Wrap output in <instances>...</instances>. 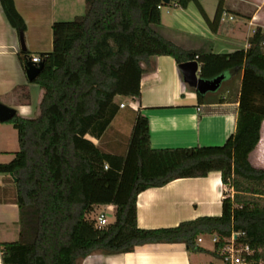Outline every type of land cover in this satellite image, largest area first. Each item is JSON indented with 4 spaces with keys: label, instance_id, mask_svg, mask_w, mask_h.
Segmentation results:
<instances>
[{
    "label": "trees",
    "instance_id": "trees-1",
    "mask_svg": "<svg viewBox=\"0 0 264 264\" xmlns=\"http://www.w3.org/2000/svg\"><path fill=\"white\" fill-rule=\"evenodd\" d=\"M85 12L52 24V51L39 54L43 68L32 82L42 95L33 118L17 114L8 122L17 132L18 151L0 164L12 175L19 211V237L0 244L2 264H81L92 254L131 253L147 244H184L206 252L200 236L219 238L212 257L232 232L252 251L251 264H264V170L249 163L264 122V32L256 28L247 47L229 54L186 51L153 29L161 23V0H84ZM197 0H175L185 9ZM18 34L25 23L13 0H0ZM171 57L177 65L197 60L200 77L228 80L229 97L196 93L199 104L236 102L234 134L221 146L153 149L148 120L136 113L123 155L103 152L86 139H101L120 108L115 97H140V80L153 57ZM25 70L31 56L18 55ZM197 58V59H196ZM240 79L238 91L234 84ZM221 82V83H222ZM106 167V168H105ZM218 172L224 187L219 217H200L174 228L140 229L137 196L179 179L205 178ZM115 207L114 221L102 228L89 215Z\"/></svg>",
    "mask_w": 264,
    "mask_h": 264
},
{
    "label": "crops",
    "instance_id": "crops-1",
    "mask_svg": "<svg viewBox=\"0 0 264 264\" xmlns=\"http://www.w3.org/2000/svg\"><path fill=\"white\" fill-rule=\"evenodd\" d=\"M197 1L211 22L219 8L221 16L225 13L233 20H220L218 25L209 26L194 3L185 9L172 5L161 9V23L153 27L154 31L183 50L212 54H229L246 48L247 40L256 28L264 32V0ZM13 3L25 23L23 41L25 51L31 57L52 51L51 27L54 22L69 21L85 12L84 0H13ZM20 52L19 34L8 23L0 4V103L14 109L22 118H33L42 92L38 85L28 82L18 58ZM141 67L144 72L140 80V97L127 98L132 101L129 113H122L126 107L122 100L126 98L115 97L114 102L125 107L120 108L121 113L113 119L101 139L86 136L94 145L104 146L109 150L107 153L123 155L137 112L148 120L153 149L221 146L234 134L236 102L199 104L195 91L183 83L178 65L171 57H153L148 65L141 64ZM239 86L240 79H237L236 92ZM3 127L0 164L9 163L19 149L17 132L8 123ZM249 163L264 170V122L259 143L249 155ZM14 184L11 175L0 174V244L15 242L19 237ZM228 191L231 195L232 191ZM224 193L218 172L209 173L205 178L179 179L161 188L147 189L137 196V227L174 228L181 222L200 217H219ZM99 208L115 214L113 206ZM200 247L203 248L202 244ZM203 249L205 254L211 255L212 250ZM194 256L195 253L188 252L184 244H147L126 254H92L81 264H207L194 262Z\"/></svg>",
    "mask_w": 264,
    "mask_h": 264
},
{
    "label": "water",
    "instance_id": "water-1",
    "mask_svg": "<svg viewBox=\"0 0 264 264\" xmlns=\"http://www.w3.org/2000/svg\"><path fill=\"white\" fill-rule=\"evenodd\" d=\"M175 0H161L164 6H168ZM19 40L21 44V50L25 51L23 36L19 34ZM43 68L42 63H32L31 61L26 63L25 75L28 82L32 83L40 74ZM178 70L181 74L183 83L196 93L205 95L207 93L216 92L223 80V76H220L212 81H205L200 77V68H198L197 61L185 62L178 65ZM16 111L0 103V123H8L14 116ZM12 177V175H11ZM16 182V180H14Z\"/></svg>",
    "mask_w": 264,
    "mask_h": 264
},
{
    "label": "built area",
    "instance_id": "built-area-1",
    "mask_svg": "<svg viewBox=\"0 0 264 264\" xmlns=\"http://www.w3.org/2000/svg\"><path fill=\"white\" fill-rule=\"evenodd\" d=\"M164 7H162V8H164ZM220 20L222 22H224L226 20L232 21L233 18L231 16H227V14L224 13V14H222ZM30 61L32 63H35V64L40 63V59L38 56H32L30 58ZM195 61H197V60H195ZM198 68H200L199 62H198ZM124 107L125 106L123 104L119 105V108H124ZM197 110H200V108H197ZM94 221H95L96 226L99 228H102V227L108 225L107 219H106L105 215H103V213H101ZM242 235L243 234L239 233V232H232L230 237L228 239L224 240V245L217 252V257H213L214 259H216L217 262L211 263V264H251L249 257L252 256L253 251L248 246L240 244L238 242V239ZM205 238L210 239V241L213 245L212 251H214L216 244L219 242V238L215 235L200 236L196 241L197 246H200L203 243Z\"/></svg>",
    "mask_w": 264,
    "mask_h": 264
},
{
    "label": "rangeland",
    "instance_id": "rangeland-1",
    "mask_svg": "<svg viewBox=\"0 0 264 264\" xmlns=\"http://www.w3.org/2000/svg\"><path fill=\"white\" fill-rule=\"evenodd\" d=\"M169 7L172 6V3L170 5H168ZM164 13V10L162 11ZM71 21V20H69ZM229 86V82L228 80L226 81H223L221 84H220V87L219 89L216 91V92H213V93H207V94H210L209 96H213L215 98H227L229 97V95L227 94L226 90H227V87ZM126 107H125V110H123L122 113H129L131 111V108H132V101L129 100V99H123L122 100ZM118 113H121V112H118ZM5 123H0V137H2V134L3 132L5 131V127L4 126ZM103 152H107L109 150H106L104 146H100L99 147ZM260 149V146L258 147ZM257 148V150H259ZM117 153V152H116ZM229 189L227 187H225V195H229ZM101 213H103V215H105L106 219H107V223L108 224H111L113 221H114V216H113V213L111 211H107V212H104L103 209H95L93 213H91L89 215V219L91 220H95ZM202 247L203 248H207L209 251H211L213 249V245L210 241L209 238H205L203 243H202ZM193 260L194 262L196 263H216V259H214L211 255L209 254H205L204 252L203 253H195V256L193 257Z\"/></svg>",
    "mask_w": 264,
    "mask_h": 264
}]
</instances>
